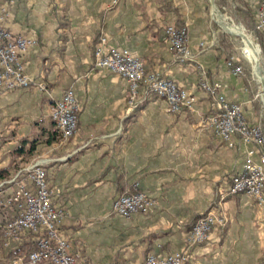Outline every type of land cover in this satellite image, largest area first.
I'll return each mask as SVG.
<instances>
[{
    "label": "crops",
    "instance_id": "crops-1",
    "mask_svg": "<svg viewBox=\"0 0 264 264\" xmlns=\"http://www.w3.org/2000/svg\"><path fill=\"white\" fill-rule=\"evenodd\" d=\"M6 1L8 29L37 44L23 58L32 87L0 98V172L11 174L0 184L42 161L58 192L55 204L65 210L61 229L80 264H146L149 254L181 252L195 223L211 213H223L228 224L192 248L186 264H264V205L229 193L247 158L258 161V147L238 137L231 147L216 136L209 123L217 104L199 84L203 78L221 83L248 123L264 128L257 116L260 92L245 75H232L228 62L238 57L225 48L231 40L219 36L211 0H122L113 10L110 0ZM244 1L253 11L264 66V30H256L261 0ZM172 24L188 28V63H179L165 43ZM102 38L186 88L197 97L196 111L170 113L165 100L146 92L130 111L126 80L94 66ZM70 88L79 126L65 141L55 135L51 109ZM138 192L154 201L148 214L112 212L116 199ZM31 244L2 249L0 264H10L20 249L31 251Z\"/></svg>",
    "mask_w": 264,
    "mask_h": 264
},
{
    "label": "built area",
    "instance_id": "built-area-1",
    "mask_svg": "<svg viewBox=\"0 0 264 264\" xmlns=\"http://www.w3.org/2000/svg\"><path fill=\"white\" fill-rule=\"evenodd\" d=\"M121 2L110 0L108 7L110 10L116 9ZM9 17V2L0 0V98L9 92L29 89L34 84L23 58L36 46L37 40L13 34L7 27ZM256 30H264V0L259 5ZM188 38L187 27L180 28L172 24L165 29V43L182 64L193 60ZM94 66L126 80L132 112H136L143 104V92L165 100L170 113L183 109L195 112L197 109L195 95L175 81L147 71L139 58L127 49L109 46L106 38L101 39L94 52ZM228 67L233 76L244 75V67L239 59L232 58ZM199 87L216 101L218 113L209 123L216 136L231 147L234 146L235 137L258 147V161L251 156L247 158L243 172L232 178L229 193L248 196L260 206L264 205V128L259 124L248 123L242 105L227 100L221 83L203 78ZM79 110L72 88L52 106L51 119L55 124V132L65 141L78 132ZM56 193L50 186L42 161L21 168L13 178L0 184V255L2 249L16 250L27 240L33 244L31 251L14 256L10 264H80L61 229L65 210L55 204ZM153 206L154 201L145 192H138L116 199L112 204V212L130 218L135 214H148ZM227 224L228 218L223 213L208 214L199 219L187 235L185 250L149 254L146 264H186L192 248L206 243L215 229L225 228Z\"/></svg>",
    "mask_w": 264,
    "mask_h": 264
},
{
    "label": "rangeland",
    "instance_id": "rangeland-1",
    "mask_svg": "<svg viewBox=\"0 0 264 264\" xmlns=\"http://www.w3.org/2000/svg\"><path fill=\"white\" fill-rule=\"evenodd\" d=\"M216 6L210 7V14L212 12V19L214 22V25H216V29L219 31V36L221 38H228L231 40L230 42L225 45V48L227 50H230L234 48V53L240 60L241 64H243L244 67V75L248 77L249 81L253 85V88H255V94L257 95L260 91V84L257 81L255 75H254V67L248 63V61L245 59L244 54V42L240 36L233 35L231 33H228L221 25L218 24L217 20L214 19V9H217L219 13L225 17L224 25L229 27L238 28L239 30L244 29L245 34L249 36V38L252 39L258 50L261 51L259 57H260V66L262 70L264 71L263 66V57H262V48L260 45V41L258 39V34L254 33L251 29L253 22V11L251 7H248V4L245 3L244 0H215ZM264 74V73H263ZM262 87V86H261ZM257 105L259 106V114L257 116H262L260 120H263L264 122V104L261 100V97H258L257 99ZM216 230V229H215ZM214 232V231H213ZM212 232V234H213ZM212 236V235H211ZM211 238V237H210ZM210 240V239H209ZM208 240V241H209ZM207 241V242H208Z\"/></svg>",
    "mask_w": 264,
    "mask_h": 264
},
{
    "label": "bare ground",
    "instance_id": "bare-ground-1",
    "mask_svg": "<svg viewBox=\"0 0 264 264\" xmlns=\"http://www.w3.org/2000/svg\"><path fill=\"white\" fill-rule=\"evenodd\" d=\"M214 19L217 20L219 24H221L224 29L233 35L240 36L244 42V54L245 59L248 61L249 64H251L254 67V75L259 82L260 86V97L262 101L264 102V74L262 71L260 63V53L261 51L258 50L254 42L251 38H249L248 35L244 34L242 30H239L238 28L229 27L224 25L225 17L222 16L217 9H214Z\"/></svg>",
    "mask_w": 264,
    "mask_h": 264
},
{
    "label": "trees",
    "instance_id": "trees-1",
    "mask_svg": "<svg viewBox=\"0 0 264 264\" xmlns=\"http://www.w3.org/2000/svg\"><path fill=\"white\" fill-rule=\"evenodd\" d=\"M55 135L56 136H60L59 134H57V133H55ZM34 150H35V147H33L32 149H31V151L29 152V155H32L33 154V152H34ZM19 152H22L21 150L20 151H17V153H19ZM0 177H2V178H10L11 177V174H9V171H1L0 172ZM30 247H33V244H31L30 245ZM25 252H23V249H20L19 250V253H17L16 255H21V254H24Z\"/></svg>",
    "mask_w": 264,
    "mask_h": 264
},
{
    "label": "water",
    "instance_id": "water-1",
    "mask_svg": "<svg viewBox=\"0 0 264 264\" xmlns=\"http://www.w3.org/2000/svg\"><path fill=\"white\" fill-rule=\"evenodd\" d=\"M211 3H212V6L214 7V6H216V4H215V0H211ZM219 24V23H218ZM219 25H221V24H219ZM222 26V25H221ZM223 27V26H222ZM224 28V27H223ZM259 65H260V63H259ZM263 71V70H262ZM263 73H264V71H263Z\"/></svg>",
    "mask_w": 264,
    "mask_h": 264
}]
</instances>
